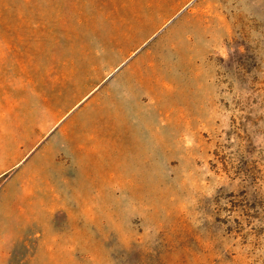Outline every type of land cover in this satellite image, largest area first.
<instances>
[{
	"label": "rangeland",
	"instance_id": "obj_1",
	"mask_svg": "<svg viewBox=\"0 0 264 264\" xmlns=\"http://www.w3.org/2000/svg\"><path fill=\"white\" fill-rule=\"evenodd\" d=\"M29 152L0 264H264V0H0L7 227Z\"/></svg>",
	"mask_w": 264,
	"mask_h": 264
},
{
	"label": "crops",
	"instance_id": "obj_2",
	"mask_svg": "<svg viewBox=\"0 0 264 264\" xmlns=\"http://www.w3.org/2000/svg\"><path fill=\"white\" fill-rule=\"evenodd\" d=\"M36 158V152H29L26 154L22 160L18 163L19 165H24L28 162L30 164L23 169V174L25 175L24 178H18L14 182V186L17 185L19 188L13 192V196L16 195V199H20L22 201L14 202L11 206L17 212L16 218L18 219L17 224L13 221L9 227L6 224L0 223V227H2L3 231H6V237L0 235V260L5 263L6 259L8 258V254L10 249L15 248L16 244L25 240L26 232L20 231V229L24 228L25 226L36 225L40 228V232L37 233L39 237V245L42 247L43 239H42V168L38 167L41 164H38V161H29L31 158ZM40 159V158H39ZM19 197V198H18ZM35 198V199H34ZM38 203L39 208L41 209L40 215H34L33 217L29 214V207L32 203ZM54 206V205H53ZM51 206V207H53ZM50 217L52 212L50 211ZM7 215L2 214L0 217ZM70 216V215H68ZM12 219V218H11ZM14 224L17 226V230L14 229ZM7 227V228H6ZM17 231V233H15ZM50 239L52 242H56L58 239L54 232L50 235ZM49 248L52 250L54 248V244H51ZM68 248H73L70 244Z\"/></svg>",
	"mask_w": 264,
	"mask_h": 264
}]
</instances>
